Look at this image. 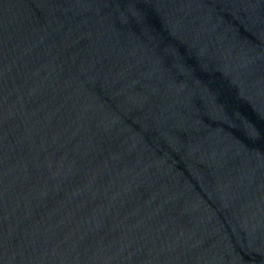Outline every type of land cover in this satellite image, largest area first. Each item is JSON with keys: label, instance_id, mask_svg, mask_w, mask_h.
<instances>
[{"label": "water", "instance_id": "1", "mask_svg": "<svg viewBox=\"0 0 264 264\" xmlns=\"http://www.w3.org/2000/svg\"><path fill=\"white\" fill-rule=\"evenodd\" d=\"M0 264H264V0H0Z\"/></svg>", "mask_w": 264, "mask_h": 264}]
</instances>
